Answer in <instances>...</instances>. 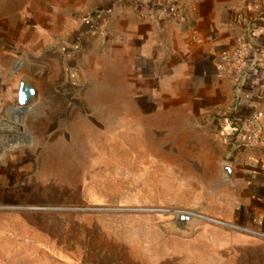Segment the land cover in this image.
Wrapping results in <instances>:
<instances>
[{
	"label": "rangeland",
	"instance_id": "obj_1",
	"mask_svg": "<svg viewBox=\"0 0 264 264\" xmlns=\"http://www.w3.org/2000/svg\"><path fill=\"white\" fill-rule=\"evenodd\" d=\"M46 11L44 4L41 20L8 21L25 28L0 37L16 61L0 78L3 94L19 95L22 78L38 91L23 119L21 149L34 159L42 186L39 210L0 212V235L35 234L36 243L28 238L4 250L26 254V264H264V239L212 222H225L210 214L225 150L212 133L183 123L179 109L189 101H165L175 122L170 133L153 131L137 112L156 106L147 95H115L111 33L101 30L71 51L61 46L67 21L46 18ZM67 51L79 75L73 84L62 66ZM228 107L204 118L217 119ZM181 214L200 220L181 229Z\"/></svg>",
	"mask_w": 264,
	"mask_h": 264
},
{
	"label": "crops",
	"instance_id": "obj_2",
	"mask_svg": "<svg viewBox=\"0 0 264 264\" xmlns=\"http://www.w3.org/2000/svg\"><path fill=\"white\" fill-rule=\"evenodd\" d=\"M176 2L178 15L173 16L157 0H0V37L9 36L11 29L16 34L15 31L24 30V26H9L10 20H41L44 4L47 11L43 14H50L46 18L67 21L68 33L61 46L66 45L71 51L76 46L82 48L101 30L107 34V29L114 37L113 50L118 53L109 70L114 76L115 95H147L156 106L137 112L141 110L147 116L146 123L153 131L167 133L175 121L165 101L179 97L188 100L191 108L186 103L179 109L183 123L193 122L200 132L212 133L225 150V165L234 171L233 180L222 184L219 195L214 197L210 214L227 224L264 233V139L258 145L246 140L247 117L256 111L264 112L260 69L264 59V0ZM12 4H18V8L12 9ZM36 26L33 29L41 30V24ZM1 39L0 78L16 63L8 54L10 47ZM237 47H241L245 62L242 76H237L233 68L229 72L219 70L226 55ZM68 52L62 66L67 82L73 84L71 76L79 75ZM106 64L102 67L105 77ZM27 67L22 65L24 70ZM10 80L9 85L15 86L13 78ZM22 82L32 85L22 78L18 90ZM37 97L38 91L21 115L17 111L19 95H4L0 89V129L4 124L23 132V119L34 110ZM225 105L234 113L228 127H221L218 119L208 122L204 118ZM119 110L123 111L116 109ZM132 123L140 125L135 118ZM25 140L23 136L16 149L3 151L0 137V212H35L41 205L37 198L42 194V186L37 184L41 172H35L34 159L21 149L27 143ZM222 175L221 172V178ZM22 236L0 235L4 245L0 249V264H26V254L15 248L4 250L6 244L28 243V238L36 243L35 234Z\"/></svg>",
	"mask_w": 264,
	"mask_h": 264
},
{
	"label": "built area",
	"instance_id": "obj_3",
	"mask_svg": "<svg viewBox=\"0 0 264 264\" xmlns=\"http://www.w3.org/2000/svg\"><path fill=\"white\" fill-rule=\"evenodd\" d=\"M158 2L165 5L169 13L173 16L178 15V6L176 0H157ZM143 18L148 17V15H142ZM233 68L235 69V73L237 76H242L245 73V62L242 56L241 47H237L232 53L226 55L224 58V63L219 66V70L223 72H229V70ZM261 69V79L264 81V59L260 64ZM28 106H19L17 107V111L23 115ZM231 108L230 106L224 110L219 111L218 113V121L221 127L226 128L231 123ZM247 131H246V140L251 145H258L264 139V112L256 111L246 119ZM23 132L21 130L16 129L15 127H9L8 125H2L0 129V137L2 142L3 151H12L17 146H19L23 142ZM22 134V135H21ZM197 217V216H196ZM200 218V217H198ZM212 222L222 225L228 226L231 228L239 229L255 235L261 239H264V233L255 232L250 229L240 228L234 225L227 224L222 221L212 220Z\"/></svg>",
	"mask_w": 264,
	"mask_h": 264
},
{
	"label": "water",
	"instance_id": "obj_4",
	"mask_svg": "<svg viewBox=\"0 0 264 264\" xmlns=\"http://www.w3.org/2000/svg\"><path fill=\"white\" fill-rule=\"evenodd\" d=\"M37 96V90L32 86L25 82H22L19 89V105L24 107L29 105ZM221 178V184L229 183L233 180L234 171L232 167L229 165L223 166V173ZM200 218L188 215V214H181L177 218V224L181 229H187L190 224H193L199 221Z\"/></svg>",
	"mask_w": 264,
	"mask_h": 264
},
{
	"label": "trees",
	"instance_id": "obj_5",
	"mask_svg": "<svg viewBox=\"0 0 264 264\" xmlns=\"http://www.w3.org/2000/svg\"><path fill=\"white\" fill-rule=\"evenodd\" d=\"M233 114H234V113L232 112L231 118L233 117Z\"/></svg>",
	"mask_w": 264,
	"mask_h": 264
},
{
	"label": "bare ground",
	"instance_id": "obj_6",
	"mask_svg": "<svg viewBox=\"0 0 264 264\" xmlns=\"http://www.w3.org/2000/svg\"><path fill=\"white\" fill-rule=\"evenodd\" d=\"M20 116V115H19Z\"/></svg>",
	"mask_w": 264,
	"mask_h": 264
}]
</instances>
